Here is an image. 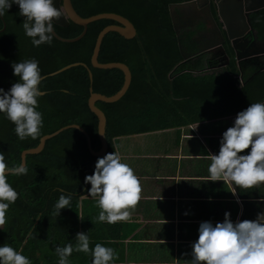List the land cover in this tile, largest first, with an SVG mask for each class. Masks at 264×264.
Returning a JSON list of instances; mask_svg holds the SVG:
<instances>
[{"label": "trees", "instance_id": "1", "mask_svg": "<svg viewBox=\"0 0 264 264\" xmlns=\"http://www.w3.org/2000/svg\"><path fill=\"white\" fill-rule=\"evenodd\" d=\"M174 2L177 1L72 0L76 12L84 18L116 13L130 20L137 30L136 37L132 39L115 32L107 34L99 54L101 63L122 62L132 72L131 86L121 100L116 103L98 101L96 104L107 117V153L118 152L116 142H122L123 137L164 130L175 125L173 121L180 112L186 116L183 123L186 125L204 120L201 113L205 114L207 110L215 111L213 115L234 114L250 103L264 100V71L255 75L241 90L234 87L231 92L235 93L234 96L225 100L222 92L220 96L221 88L233 82L229 75L232 79L233 75L238 76L234 61L228 70L201 73L199 71L205 68L204 56L184 61L182 53L188 57L194 56L197 46L193 42V33L177 35L170 11ZM2 17L0 88L8 91L17 82L18 77L13 75L11 67L14 62L35 58L39 62L41 75L46 76L39 85L45 94L38 97L37 110L42 113L43 127L36 139H18L14 132L15 125L0 114V152L4 153L6 164H19L24 150L37 147L43 136L73 124L82 126L88 132L92 148L99 151L102 145L98 135V119L89 108L91 88L95 93L112 96L122 88L124 74L119 69L94 68L91 57L99 33L116 23L112 20L93 22L88 26L86 35L75 43H64L54 37L50 45L34 47L31 38L24 33L22 23L25 18L19 15L18 5L13 4ZM251 17L259 38L264 40V9ZM53 28L63 38L78 37L84 29L73 22L68 27L54 23ZM78 62L90 68L93 81L88 69L83 66L50 76ZM170 73L176 76L172 81ZM251 87L261 92L252 94L250 100L246 98L242 105L241 98L248 95ZM205 95L210 97L206 98ZM232 104L238 106L231 108ZM97 158L90 154L84 134L69 129L50 139L41 153L27 156L26 175L7 177V182L18 193L17 200L5 214L13 223L10 226L13 230H9L17 246L26 237H30V244L34 243L33 236L36 237L43 229L52 230L54 225L49 215L62 192L72 196L71 209L65 210L74 212L72 217L77 224L68 222L74 225L70 228L79 227V201L88 195L90 188V184L84 183V177L93 173ZM68 220L71 221L66 218L64 222ZM53 222L57 223V219ZM32 231L33 235H29Z\"/></svg>", "mask_w": 264, "mask_h": 264}, {"label": "crops", "instance_id": "2", "mask_svg": "<svg viewBox=\"0 0 264 264\" xmlns=\"http://www.w3.org/2000/svg\"><path fill=\"white\" fill-rule=\"evenodd\" d=\"M228 10L225 9L224 17L215 15L224 33L225 22L237 28ZM210 22V28L203 21L202 27L210 32L216 31ZM261 60V66H264V57ZM256 69L258 67L244 68L243 79L239 71L237 78L232 79L229 75L233 82L221 88L220 96L221 92L225 100L234 96L235 93H231L233 88H244L252 78L246 85L242 80L246 81ZM212 70H201L199 73ZM175 77L170 73L171 81ZM207 90L210 88L207 87ZM255 93L258 91L251 87L240 103L243 105L246 98L250 100ZM260 102L264 103V100ZM237 106L232 104L231 108ZM212 112L216 113L207 110L205 114L201 113L204 120L186 125L183 124L186 116L180 112L173 121L175 125L164 130L123 137L122 142H116L122 162L132 167L140 181L139 200L134 209H128L131 212L129 220L113 224L97 221L100 209L95 200L84 195L79 201L78 215L82 220L79 218L77 229H71L74 225L68 223L77 224L72 217L74 212L62 209L60 215L56 216L52 210L49 215L54 225L52 230L43 229L36 237L33 236L34 243L30 244V237H26L17 246L9 230H13L10 227L13 223L5 216V222L0 225V245L6 243L21 251L32 264H58L56 248L66 244L75 246L76 234L84 232L89 236L90 251L74 250L68 257L69 264H91V249L97 243L115 250V259L111 264H186L191 259V245L198 238L201 222H222L225 212L230 213L233 222L254 220L258 213L264 212V182L249 189L237 187L236 194H233L228 184L208 181L211 161L205 157L218 152L223 131L232 126L238 113L213 115ZM148 147L152 151L142 154V149ZM65 217L71 221L64 222ZM54 218L57 223L53 222ZM29 235H33V231Z\"/></svg>", "mask_w": 264, "mask_h": 264}, {"label": "clouds", "instance_id": "3", "mask_svg": "<svg viewBox=\"0 0 264 264\" xmlns=\"http://www.w3.org/2000/svg\"><path fill=\"white\" fill-rule=\"evenodd\" d=\"M13 4L18 5L19 15L25 18L22 27L31 44L34 47L50 45L54 39V20L61 16L53 0H0V17ZM11 67L18 80L8 91L0 88V114L15 125L18 139H36L43 127L42 113L37 110L38 97L43 94L39 87L43 80L39 62L32 58L14 62ZM205 158L211 161L208 181L228 184L233 194L237 187L249 189L264 182V103H250L239 111L232 126L223 131L218 152ZM26 174V163L9 166L0 152V225L5 222L9 206L18 198L7 177ZM84 183L90 184L88 196L100 209L97 221L113 224L131 218L128 209H134L138 203L140 181L132 167L122 162L118 152L97 158L93 173L84 177ZM71 200V194L62 192L53 206V214L59 216L62 209H71ZM75 240V246L66 244L56 248L58 264H69L68 257L74 250L90 251L88 233L78 232ZM190 256L186 264H264V212L258 213L254 220L233 222L230 213L225 212L222 222H201ZM91 257V264H111L115 250L97 243L91 249ZM0 264L32 262L21 251L4 243L0 245Z\"/></svg>", "mask_w": 264, "mask_h": 264}, {"label": "water", "instance_id": "4", "mask_svg": "<svg viewBox=\"0 0 264 264\" xmlns=\"http://www.w3.org/2000/svg\"><path fill=\"white\" fill-rule=\"evenodd\" d=\"M174 1H177V2L186 1L187 2L186 4H190L191 2L199 4L202 0H192L191 2L190 0L189 1L174 0ZM204 1H206L208 5L207 7L208 15L214 27L216 28L217 35L220 38L221 42L215 43L214 45L206 49L200 50L194 56L188 57L187 55L182 53L183 58L185 59L184 61L188 60L189 58L198 57L200 55L206 56L207 54L216 53L217 51L220 50V52H222V54L224 55L227 61L225 63V68H227L230 65L231 60L234 61L235 65H237L238 67V71L240 72V78L243 79L244 78V68L246 67V65L251 64L252 60L254 59H259V58L264 57V47L263 46L258 47V48L256 47V43L259 41L258 39L259 37H258V32L255 30L253 26V21L251 17L253 13L259 12L262 9H264V0H204ZM225 1H230L231 12L230 10H228L229 16L230 17L232 16L231 21L236 22L237 28L235 26H234L235 28H233V26H230L227 22H225L226 29L224 33L222 29L220 28V26L218 25L213 11L215 9L216 12L218 11V14L221 17H224L225 8L223 4L225 3ZM186 4L178 3L176 5L174 4L170 6V11H171L173 22H174V7L176 6L180 7ZM53 5L54 7L59 9L61 13L60 19L54 20V23L64 26V27H68L70 25V22H73L76 25H79L84 28L83 32L78 37H75V38H63L60 35H58L56 31L54 30V34H53L54 37L57 40L64 42V43H75V42L80 41L86 35L88 26L93 22H96L99 20H112L116 23V24L108 25L99 33L95 46H94L93 54L91 57V65L97 69H104V70L119 69L121 70L124 74V84L122 88L116 94L112 96H106L100 93H95L93 92V89L91 88L89 108L91 112L96 115L98 119V135H99L101 145H102L99 151H96L92 148L91 137L88 134V132L82 126L73 124V125L65 126L52 134L43 136L37 147L24 150L21 154V162L26 163V165H27L28 155H36V154L41 153L44 150L46 143L50 139L58 136L62 132L69 130V129H76L84 134L87 140L89 152L92 156L103 157L105 154H107L108 149H109L108 141L106 138L107 117L105 113L96 106V104L98 101H102L105 103L118 102L126 95L132 83V72L126 64L122 62L101 63L99 61V54L101 51V46L107 34L111 32H115V33L120 34L126 39H132L136 37L137 30L134 24L130 20L116 13H101V14H97V15H94L88 18H84L76 12L73 6L72 0H53ZM174 26H175L177 35H179V31H178L179 29H178V26H176L175 22H174ZM5 28H6V25H4V29ZM226 43L228 44L229 49L225 48L224 45ZM263 44H264V41H263ZM230 52H232L231 54H233V56H231ZM216 64L217 65H214V66L212 65L206 66L207 63L205 61V68L203 70H212V69L221 68L224 66L221 63H216ZM77 66H83L87 68L90 80L93 81V74L90 68L86 64L80 63V62L70 64L54 73H51L50 76L57 75L59 73H62L68 69H71ZM262 70H264V66L258 67V70L255 73H253L246 81L242 80L243 85H246L248 80L253 78L255 75H257ZM233 76L234 78L235 77L237 78L236 75H233ZM44 78H46V76L43 77V79ZM42 93H43L42 95L45 94L44 92ZM74 126H78V127H74Z\"/></svg>", "mask_w": 264, "mask_h": 264}, {"label": "flooded vegetation", "instance_id": "5", "mask_svg": "<svg viewBox=\"0 0 264 264\" xmlns=\"http://www.w3.org/2000/svg\"><path fill=\"white\" fill-rule=\"evenodd\" d=\"M189 1V0H187ZM192 0H190L191 2ZM178 3H183L186 4V1H180V2H174L172 5H176ZM228 4V6H226ZM230 1H225V3L223 4L224 8L226 10H228V8L230 7ZM207 3L206 1L202 0L199 4L196 3H190V4H186V5H182V6H176L174 7V22L176 24V26H178V31L179 34H183V33H193V42L196 43L197 46V53L202 50V49H206L212 45H214L215 43H220L221 40L218 37L216 31L210 32L207 30V28L205 29V27H202V21L205 23L206 25L210 28L209 23L210 22V17L208 15L207 12ZM215 8V7H214ZM214 15L217 16L218 11L216 12V10L214 9ZM215 16V18H216ZM259 37V34H258ZM259 41L256 43V47H264L263 41L262 39L258 38ZM226 49L228 48V44L226 43L225 45ZM186 51L188 50L187 48L185 49ZM196 53V54H197ZM232 52H230L231 54ZM204 55H200L198 57H201ZM231 56H233V54H231ZM198 57H194V58H198ZM205 57V61L207 63L206 66H214L217 65L216 63H221L222 65H224L221 68H216V69H224V70H228L229 66L227 68H225V63L227 62L224 55L222 54V52L217 51L216 53H212V54H207ZM210 61H209V60ZM212 59V60H211ZM232 62V60H231ZM261 64H263L261 58L259 59H254L252 60L251 64L246 65L245 69L247 68H251V69H255L257 67H262ZM215 69V70H216ZM257 71V69H256ZM255 71V72H256Z\"/></svg>", "mask_w": 264, "mask_h": 264}, {"label": "rangeland", "instance_id": "6", "mask_svg": "<svg viewBox=\"0 0 264 264\" xmlns=\"http://www.w3.org/2000/svg\"><path fill=\"white\" fill-rule=\"evenodd\" d=\"M126 143H127V141H126ZM140 148H138V150H139ZM146 149V150H145ZM145 149H142V154H146V153H148V152H151L152 151V149L150 148V147H148V148H145ZM131 162V161H130ZM150 163V162H149Z\"/></svg>", "mask_w": 264, "mask_h": 264}]
</instances>
